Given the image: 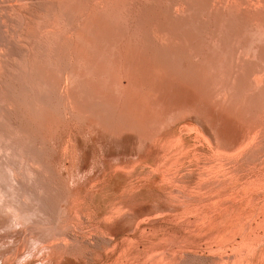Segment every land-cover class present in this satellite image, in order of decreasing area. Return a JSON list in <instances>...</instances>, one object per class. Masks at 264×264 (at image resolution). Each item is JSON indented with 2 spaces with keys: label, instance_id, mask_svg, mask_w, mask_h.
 Instances as JSON below:
<instances>
[{
  "label": "bare ground",
  "instance_id": "1",
  "mask_svg": "<svg viewBox=\"0 0 264 264\" xmlns=\"http://www.w3.org/2000/svg\"><path fill=\"white\" fill-rule=\"evenodd\" d=\"M147 60L154 64L150 69ZM154 67L155 71L165 70L162 74L153 71L155 77L175 70L174 77L198 80L203 86L198 85L203 91L199 90L201 99L211 96L221 109L237 110L248 125H254L257 119L252 115L264 112V0L0 1V209L10 215L0 227V238L16 242L13 235L26 237L27 231L37 229L28 227L27 222L35 216L44 220L40 217L45 218L48 210L51 240L43 247L49 250L48 262L57 258L56 249H61L56 243L58 213L63 207L65 218L66 204L74 205L80 194H74L70 181L65 183L62 174L54 171L46 157L49 148L59 154L61 168L66 170L71 161L68 177L72 180L86 174L93 180L98 174L94 173L96 164L122 168L126 162L117 159L113 165V156L101 151L98 155L103 160L96 163L93 156L95 164L92 162L86 173L83 159L88 156L80 142L86 139L94 147L103 131L112 129V134L116 128H132L137 123L135 113L143 105L139 103L143 91L148 97L140 79L150 78L148 71ZM170 102L164 105L169 108ZM189 113L184 112L180 125L191 119ZM31 117L49 125L51 132L64 130V137L52 145L40 142V136L30 128ZM175 127L169 125L167 130ZM251 132L246 131L243 143ZM91 133L95 137H90ZM63 140L59 151L57 144ZM35 239L33 235L24 238V247ZM19 248L18 255H22V246Z\"/></svg>",
  "mask_w": 264,
  "mask_h": 264
},
{
  "label": "rangeland",
  "instance_id": "2",
  "mask_svg": "<svg viewBox=\"0 0 264 264\" xmlns=\"http://www.w3.org/2000/svg\"><path fill=\"white\" fill-rule=\"evenodd\" d=\"M147 61L149 69L154 66ZM159 70L155 71L154 67L148 72L152 75ZM173 71L171 75L167 70L163 76L158 72L160 77L140 79L144 85L141 89L144 88L148 97L143 90L142 95L138 91L142 99L139 103L145 109L135 113L138 119L132 128H116L112 134V129L103 131L102 139L94 147L86 139L81 140V148L88 156L83 159L86 173L92 162L103 160L98 155L101 151L113 156L110 157L113 163L116 161L113 165L117 159L126 162L122 168L96 164L94 173L98 174L93 180L87 179L88 174L76 175L72 180L68 177L71 161L66 171L61 168L59 154L49 148L46 157L53 170L62 174L65 183L70 181L68 185L74 194H80L74 205L66 204L65 218L63 207L58 213L55 230L60 235L56 243L61 249H56L57 258L47 261L49 250L43 246L51 240L52 231L47 230L52 224L51 212L47 210V216L40 218L49 217L48 220H39L38 216L32 219L41 223L28 220V227L37 229L27 231L26 237L13 235L16 242L0 238L1 264H264V112L254 113L252 118L257 121L253 120L255 123L250 126L239 111L221 109L210 95L201 99L203 86L198 80L197 83L195 79L174 77ZM187 92L193 97H188ZM167 100L173 108L164 105ZM184 112H191V119L180 125ZM34 118H30V128L40 136V142L52 145L65 135L62 129L51 132L49 125L44 126ZM174 124V129L167 130ZM250 129V139L243 143L242 138ZM89 136L93 138L95 133ZM64 143L65 140L57 144L59 151ZM106 171L105 179L101 176ZM97 183V188L92 189ZM54 199L55 202L57 198ZM0 212L3 213H0L1 227L10 215L3 208ZM15 229L18 228L15 226ZM30 235L36 239L24 247V238ZM83 240L90 244L84 245ZM21 246L22 255H18Z\"/></svg>",
  "mask_w": 264,
  "mask_h": 264
}]
</instances>
